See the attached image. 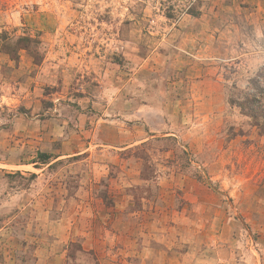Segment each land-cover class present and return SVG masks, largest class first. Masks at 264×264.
<instances>
[{"label": "rangeland", "instance_id": "rangeland-1", "mask_svg": "<svg viewBox=\"0 0 264 264\" xmlns=\"http://www.w3.org/2000/svg\"><path fill=\"white\" fill-rule=\"evenodd\" d=\"M0 264H264V0H0Z\"/></svg>", "mask_w": 264, "mask_h": 264}]
</instances>
